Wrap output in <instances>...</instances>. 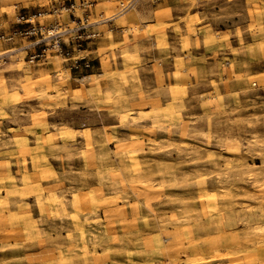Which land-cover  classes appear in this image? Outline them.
I'll list each match as a JSON object with an SVG mask.
<instances>
[{
	"label": "rangeland",
	"instance_id": "obj_1",
	"mask_svg": "<svg viewBox=\"0 0 264 264\" xmlns=\"http://www.w3.org/2000/svg\"><path fill=\"white\" fill-rule=\"evenodd\" d=\"M89 2L91 70L0 68V264H264V0Z\"/></svg>",
	"mask_w": 264,
	"mask_h": 264
},
{
	"label": "built area",
	"instance_id": "obj_2",
	"mask_svg": "<svg viewBox=\"0 0 264 264\" xmlns=\"http://www.w3.org/2000/svg\"><path fill=\"white\" fill-rule=\"evenodd\" d=\"M56 2L51 19L47 13L22 12L16 17V25L0 31V68L12 60L25 61L33 67H41L52 58H59L66 69L73 72L88 71L94 66L86 45L100 36L95 25L100 20L88 14H76L79 8H90L89 0H70L68 4ZM66 15V19H64Z\"/></svg>",
	"mask_w": 264,
	"mask_h": 264
}]
</instances>
